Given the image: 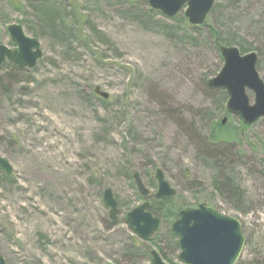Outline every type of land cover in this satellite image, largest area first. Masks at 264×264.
Segmentation results:
<instances>
[{
  "label": "rangeland",
  "instance_id": "374dc122",
  "mask_svg": "<svg viewBox=\"0 0 264 264\" xmlns=\"http://www.w3.org/2000/svg\"><path fill=\"white\" fill-rule=\"evenodd\" d=\"M184 13L166 16L147 0H0V45L17 49L7 28L19 24L42 52L32 68L0 65V156L13 167L10 176L0 168L7 264H149L152 249L187 264L173 220L160 218L143 239L126 219L145 201L133 174L152 197L157 169L177 191L168 205L206 204L238 219L236 264H264V118L244 124L226 91L208 85L224 65L214 30L232 44L220 46L258 55L264 81V0H215L204 26ZM224 118L240 129L237 141L208 148ZM219 161L240 196L215 190Z\"/></svg>",
  "mask_w": 264,
  "mask_h": 264
},
{
  "label": "water",
  "instance_id": "95a60500",
  "mask_svg": "<svg viewBox=\"0 0 264 264\" xmlns=\"http://www.w3.org/2000/svg\"><path fill=\"white\" fill-rule=\"evenodd\" d=\"M147 1L153 9L169 17L176 16L185 8L184 14L192 25L202 24L215 4V0ZM7 29L17 49L12 50L6 45H0V65L8 59L20 67H34L42 56L39 41L27 36L19 24H11ZM220 53L224 65L220 72L209 80L208 85L226 91L229 96L228 112L239 116L244 124L251 125L264 118V81L256 69L258 55L255 52L242 55L235 46H221ZM247 89L255 94L254 104L250 103ZM99 94L104 98L108 97L103 92ZM225 121L226 118L222 123ZM0 168L8 176L13 172L9 161L1 156ZM133 178L141 196L147 198L149 189L139 173L135 172ZM155 179L158 184L156 197L172 198L176 195V189L171 186L161 169L155 171ZM103 202L109 208V218L116 221L119 208L110 188L104 190ZM148 208L149 202L145 200L126 216L129 225L144 239L150 238L161 224L160 218L154 216ZM171 230L179 237L180 259L188 264H235L245 244L241 222L234 217L221 214L206 204H200L198 208L181 209ZM0 264H7L1 253ZM149 264L167 263L156 250H152Z\"/></svg>",
  "mask_w": 264,
  "mask_h": 264
},
{
  "label": "trees",
  "instance_id": "16d2710c",
  "mask_svg": "<svg viewBox=\"0 0 264 264\" xmlns=\"http://www.w3.org/2000/svg\"><path fill=\"white\" fill-rule=\"evenodd\" d=\"M49 13H51V11H49ZM204 25H206L205 22L203 23V26ZM214 34L217 37L216 45L218 46V48H220V45L222 44L232 45L229 42L221 40L218 37L217 31L214 30ZM211 129H212L211 133L205 138V143H206L205 145L207 147L209 146L208 148H212L216 150L219 148L221 149L220 146H225V145H226L225 146L226 148L224 149H227L230 144H233L234 142H236L238 139L239 131H240V129L233 127L232 125L228 123L223 124L222 119L213 121ZM214 159L217 161L218 158L214 157ZM225 173H226V170L224 166L221 164V161H219L218 174L214 182L215 190L220 192L222 195H226V194L230 195L231 193L237 192L238 193L237 195L240 196L242 194L240 189H237L236 186H232L233 184L226 178L227 174ZM150 200L151 202H150L149 210L151 211L153 215L163 219V221L164 220L174 221L177 218V213L179 210L174 205L171 207V203L170 205H168L169 203L168 199H159L156 196H154ZM166 207H168L169 210H167L168 208ZM170 234L174 238H177V236L174 235L171 231H170ZM176 247H178V245ZM159 253L162 256V258L166 260L167 256L164 254V252L161 249Z\"/></svg>",
  "mask_w": 264,
  "mask_h": 264
},
{
  "label": "flooded vegetation",
  "instance_id": "af4514ba",
  "mask_svg": "<svg viewBox=\"0 0 264 264\" xmlns=\"http://www.w3.org/2000/svg\"><path fill=\"white\" fill-rule=\"evenodd\" d=\"M154 197V195L152 196ZM151 196L148 197V201H149V206H150V199L152 198ZM164 199H168V198H164ZM149 209V208H148ZM150 211V210H149ZM162 222V221H161Z\"/></svg>",
  "mask_w": 264,
  "mask_h": 264
}]
</instances>
